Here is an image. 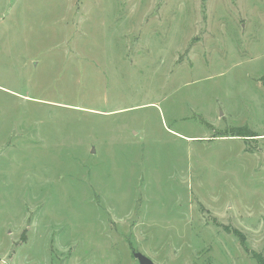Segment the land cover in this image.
<instances>
[{"label":"rangeland","instance_id":"1","mask_svg":"<svg viewBox=\"0 0 264 264\" xmlns=\"http://www.w3.org/2000/svg\"><path fill=\"white\" fill-rule=\"evenodd\" d=\"M133 251L264 261V0H0V264Z\"/></svg>","mask_w":264,"mask_h":264},{"label":"water","instance_id":"2","mask_svg":"<svg viewBox=\"0 0 264 264\" xmlns=\"http://www.w3.org/2000/svg\"><path fill=\"white\" fill-rule=\"evenodd\" d=\"M91 153H94V150H91ZM133 258L138 262V264H154L149 258L142 255L140 252L133 251Z\"/></svg>","mask_w":264,"mask_h":264},{"label":"trees","instance_id":"3","mask_svg":"<svg viewBox=\"0 0 264 264\" xmlns=\"http://www.w3.org/2000/svg\"><path fill=\"white\" fill-rule=\"evenodd\" d=\"M234 233V232H233ZM234 235H237V233H234ZM239 242L244 246V238L243 237H239ZM258 264H264L263 260H258Z\"/></svg>","mask_w":264,"mask_h":264}]
</instances>
